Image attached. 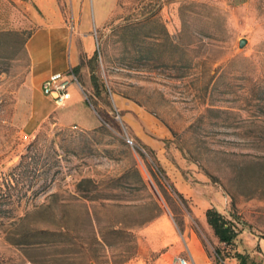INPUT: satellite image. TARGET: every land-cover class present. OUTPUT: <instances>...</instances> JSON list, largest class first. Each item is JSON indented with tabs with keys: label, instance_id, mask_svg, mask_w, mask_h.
I'll list each match as a JSON object with an SVG mask.
<instances>
[{
	"label": "rangeland",
	"instance_id": "1",
	"mask_svg": "<svg viewBox=\"0 0 264 264\" xmlns=\"http://www.w3.org/2000/svg\"><path fill=\"white\" fill-rule=\"evenodd\" d=\"M44 29L97 128L54 118L28 50ZM212 207L264 263V0H0V264H149L164 214L232 254Z\"/></svg>",
	"mask_w": 264,
	"mask_h": 264
},
{
	"label": "crops",
	"instance_id": "2",
	"mask_svg": "<svg viewBox=\"0 0 264 264\" xmlns=\"http://www.w3.org/2000/svg\"><path fill=\"white\" fill-rule=\"evenodd\" d=\"M106 1L108 0H95L96 7H100ZM51 33V29L38 30L28 41L32 68L36 72V78L40 81V87L42 81L51 73L63 71L77 64L73 53L70 55L69 62L64 59L60 43L56 38L53 39ZM86 36L89 37L88 34ZM69 92L70 98L64 105L55 106L57 109L54 118L58 124L61 126L76 125L83 130L97 128L100 124L99 119L96 112L83 98L81 90L76 85H71ZM46 98V101L53 103L49 97L46 96ZM52 111L51 107L47 113ZM139 113L138 115L141 116ZM144 141L151 144L149 139H144ZM205 220V216L200 218L201 226L206 224ZM147 254L153 255L149 264H173V260L178 256L190 258L193 264H217L209 253L198 228L194 229L184 222L182 229H179L174 218L167 214L159 216L140 231L136 259Z\"/></svg>",
	"mask_w": 264,
	"mask_h": 264
},
{
	"label": "trees",
	"instance_id": "3",
	"mask_svg": "<svg viewBox=\"0 0 264 264\" xmlns=\"http://www.w3.org/2000/svg\"><path fill=\"white\" fill-rule=\"evenodd\" d=\"M119 1L120 0H118V4ZM154 4L151 5L148 13H155L161 6V3L159 2L155 5ZM96 59L97 53H94L92 55V60L96 61ZM91 70L92 84L94 87H98L100 86V84L97 82V77L95 76L94 70ZM179 196L183 199L181 194H179ZM205 217L208 225L213 230V233L217 237L218 241L224 244V248L229 247L230 249H234L235 245L237 244L238 236L242 232L243 228H238L236 222L226 218L214 207L208 208L206 210ZM180 225L178 224L179 228L181 227ZM261 237L264 238V234L261 235ZM261 253L262 252L258 245L251 252L246 250L234 249L232 254H222L221 250L215 249L216 256L214 257V260L216 263H218L219 261L224 260L225 257H232L235 260V264H264L261 260L257 259V256Z\"/></svg>",
	"mask_w": 264,
	"mask_h": 264
},
{
	"label": "built area",
	"instance_id": "4",
	"mask_svg": "<svg viewBox=\"0 0 264 264\" xmlns=\"http://www.w3.org/2000/svg\"><path fill=\"white\" fill-rule=\"evenodd\" d=\"M76 85L82 92V87L72 66L63 71L48 75L41 83V92L49 97L55 106L60 107L70 98L69 87ZM173 264H193L188 257H176Z\"/></svg>",
	"mask_w": 264,
	"mask_h": 264
},
{
	"label": "water",
	"instance_id": "5",
	"mask_svg": "<svg viewBox=\"0 0 264 264\" xmlns=\"http://www.w3.org/2000/svg\"><path fill=\"white\" fill-rule=\"evenodd\" d=\"M245 43H246V39H245V38H241V39L238 41V46H239V47H243Z\"/></svg>",
	"mask_w": 264,
	"mask_h": 264
}]
</instances>
